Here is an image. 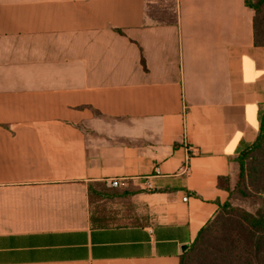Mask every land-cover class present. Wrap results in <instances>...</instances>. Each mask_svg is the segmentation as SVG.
Segmentation results:
<instances>
[{
    "label": "crops",
    "instance_id": "crops-1",
    "mask_svg": "<svg viewBox=\"0 0 264 264\" xmlns=\"http://www.w3.org/2000/svg\"><path fill=\"white\" fill-rule=\"evenodd\" d=\"M253 17L245 0H0V264H179L260 131Z\"/></svg>",
    "mask_w": 264,
    "mask_h": 264
},
{
    "label": "trees",
    "instance_id": "trees-1",
    "mask_svg": "<svg viewBox=\"0 0 264 264\" xmlns=\"http://www.w3.org/2000/svg\"><path fill=\"white\" fill-rule=\"evenodd\" d=\"M245 3L254 13L255 44L264 46V0ZM237 166L228 201L201 229L179 264H264V113L258 137L239 155ZM236 193L261 201V206L254 212L233 206L231 200Z\"/></svg>",
    "mask_w": 264,
    "mask_h": 264
},
{
    "label": "rangeland",
    "instance_id": "rangeland-1",
    "mask_svg": "<svg viewBox=\"0 0 264 264\" xmlns=\"http://www.w3.org/2000/svg\"><path fill=\"white\" fill-rule=\"evenodd\" d=\"M114 199V198H113ZM121 204V207L123 209L131 208V205L129 202H127L125 199L119 200ZM231 203L235 207H240L242 209L248 210V211H256L261 206V201L255 200L254 198H245L243 196H240L239 194H235L232 197ZM133 220L131 217L128 216H122L118 219L109 220L108 222L103 219V224H128L132 223Z\"/></svg>",
    "mask_w": 264,
    "mask_h": 264
},
{
    "label": "built area",
    "instance_id": "built-area-1",
    "mask_svg": "<svg viewBox=\"0 0 264 264\" xmlns=\"http://www.w3.org/2000/svg\"><path fill=\"white\" fill-rule=\"evenodd\" d=\"M193 154L197 153V149H192ZM183 171L185 173H189L190 172V167L187 165H185ZM128 179L127 178H113L109 181V185L113 188H123L128 186Z\"/></svg>",
    "mask_w": 264,
    "mask_h": 264
}]
</instances>
